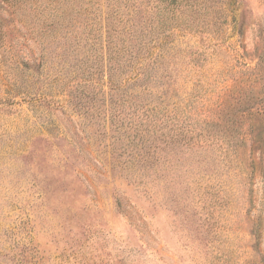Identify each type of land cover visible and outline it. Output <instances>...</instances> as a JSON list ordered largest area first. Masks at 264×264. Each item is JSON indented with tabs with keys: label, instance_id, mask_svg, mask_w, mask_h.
<instances>
[{
	"label": "rangeland",
	"instance_id": "obj_1",
	"mask_svg": "<svg viewBox=\"0 0 264 264\" xmlns=\"http://www.w3.org/2000/svg\"><path fill=\"white\" fill-rule=\"evenodd\" d=\"M155 2L0 0V264H264V0Z\"/></svg>",
	"mask_w": 264,
	"mask_h": 264
},
{
	"label": "trees",
	"instance_id": "obj_2",
	"mask_svg": "<svg viewBox=\"0 0 264 264\" xmlns=\"http://www.w3.org/2000/svg\"><path fill=\"white\" fill-rule=\"evenodd\" d=\"M154 1H157V2H155V3H157V5L155 4L154 5V7H153V9L155 10V11H158V13H156V12H154V15H152V16H150V21L151 20H153V21H155V19H156V15L158 16V15H160L161 13H160V11H162V9H164V7H167V6H173L172 8H174V7H177V6H179V5H182L183 4V6L185 7H195V8H199V7H201V4H199V3H197L198 2V0H195L194 2H193V0L191 1V0H154ZM190 1H191V3H193V5H190ZM157 20V19H156ZM128 25L125 23V26L123 27L124 28V31L126 32V33H128V34H130V37H129V39L131 38V39H134L135 38V36H134V31L133 30H130L129 31V29H126V27H127ZM154 28H151V30L150 31H152ZM159 35H161V36H158V38L156 39V40H152V42H154V44H156V45H160L161 44V41H163V40H165V39H169L170 38V35L169 34H166V33H161V34H159ZM151 36V32H149V34H148V36L147 37H150ZM149 43H151V42H147V43H145L143 46H142V48L144 49L145 48V50H146V52H148L149 51V49H148V44ZM153 49H155L154 47H152Z\"/></svg>",
	"mask_w": 264,
	"mask_h": 264
}]
</instances>
